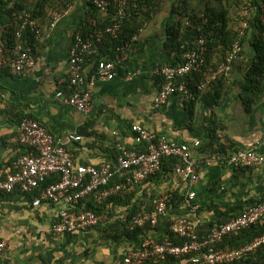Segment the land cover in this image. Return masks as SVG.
I'll list each match as a JSON object with an SVG mask.
<instances>
[{
  "label": "crops",
  "instance_id": "obj_1",
  "mask_svg": "<svg viewBox=\"0 0 264 264\" xmlns=\"http://www.w3.org/2000/svg\"><path fill=\"white\" fill-rule=\"evenodd\" d=\"M89 1L72 0L63 13L55 15L50 11L39 18L41 30L34 38L32 70L15 72L7 66L0 67V174L28 151L16 140L18 123L24 118L39 122L64 143L76 166L97 167L113 161L121 148L136 150L138 146L130 132L133 125L156 137L188 145L194 160L249 150L264 156V72L251 85L245 78L251 64L257 62L251 44L258 36L255 30L248 34L242 56L232 65L228 77L212 83L193 100L172 95L162 107L154 108L160 81L146 71L175 64L176 55L166 45L162 28L168 12L150 14L128 62L117 69L116 78L94 83L90 113L84 114L58 101L54 97L57 91L70 92L68 55L72 38L77 32L88 31L94 18L100 17L90 10ZM187 2L193 10L197 7L200 11L207 0ZM260 4L264 5V0ZM207 6L216 7L210 0ZM5 39L0 27V44ZM18 45L11 50L12 54L17 52ZM209 58L215 64L220 57L214 50ZM91 64H84L86 76ZM138 69L143 73L133 75ZM71 135L80 140L69 141ZM195 142H199L198 147H194ZM198 174L194 191L201 210L193 215L182 205L170 209L192 222L210 220L215 212L235 216L256 205L264 187V164L244 169L224 162L207 163L200 166ZM170 184L168 172L149 179L134 188L130 199L114 204V214L125 213L127 207L134 206L140 212L148 210L152 200ZM62 208L39 202L33 194H0V239L7 245L0 253V264H123L126 252L140 245L139 241L123 239L112 231L107 223L110 218L85 232L49 234L47 230L57 222Z\"/></svg>",
  "mask_w": 264,
  "mask_h": 264
},
{
  "label": "built area",
  "instance_id": "obj_2",
  "mask_svg": "<svg viewBox=\"0 0 264 264\" xmlns=\"http://www.w3.org/2000/svg\"><path fill=\"white\" fill-rule=\"evenodd\" d=\"M245 1L246 5L240 11L242 28L239 37L243 35L249 18L255 12V8L250 5L253 0ZM138 2L139 0H92V5L100 13H107L112 8L113 21L98 31L92 39L83 38L80 32L74 34L68 55L70 92L57 91L54 97L58 101L84 114L91 112L94 83L108 82L116 78L117 69L128 62L132 45L138 41L140 32L116 45L112 54L106 57L96 59L95 46L105 39L117 38L121 30L120 21L127 11L137 8ZM26 27L38 34L27 16L16 34L17 40ZM182 49L186 50L182 54L180 65H160L146 71L148 76L160 81V87L153 100L154 108L162 107L172 95H182L187 100L195 99L197 91L202 92L212 83L228 77L233 63L242 53V47L237 40L217 68L194 86L192 77L199 74L205 63V40L200 37L193 47L183 46ZM87 62L93 63V71L89 77L86 76L84 68ZM3 66L15 72L32 70L34 59L30 47L23 48L19 45L12 57L0 47V67ZM142 73L143 70L138 69L133 75ZM130 132L138 146L136 150L121 148L113 161L104 162L97 167L76 166L64 143L56 140L39 122L24 118L18 123L16 140L28 151L18 156L11 168L0 174V194L7 195L19 191L22 194H35L39 202L61 205L63 208L58 213L57 222L47 230L49 234L85 232L96 227L103 219L119 221L121 216H109L108 212L102 215L92 211L78 212L82 201L90 196L100 202L120 193L128 194L136 184L155 175L163 160L178 158L181 163L173 169L169 188L152 200L151 208L133 217L129 223V230L147 226L155 228L160 220L168 218V205L173 194L181 187L185 189L182 206L193 215L199 211L200 206L195 203L194 185L198 181V169L202 164L224 162L232 168H253L264 164V156L256 154L253 150L237 151L227 157L216 154L204 160H194L190 158L189 146L186 144L163 136L156 137L139 125L131 126ZM68 140L79 141L80 137L71 135ZM198 146L199 142H195L194 147ZM52 179L53 181L47 183ZM263 219L264 187L257 205L225 223L214 225L205 235L199 236L196 232L199 220L190 223L184 217L175 219L171 231L182 239L180 244L175 245L168 240L161 243L145 240L139 247L126 252L123 264H147L149 260L151 264H166L169 257L186 258L184 264H237L264 246V235L235 249H222L219 245L225 239L237 236ZM39 231L43 232V229L39 228ZM6 246V242L0 239V253Z\"/></svg>",
  "mask_w": 264,
  "mask_h": 264
},
{
  "label": "trees",
  "instance_id": "obj_3",
  "mask_svg": "<svg viewBox=\"0 0 264 264\" xmlns=\"http://www.w3.org/2000/svg\"><path fill=\"white\" fill-rule=\"evenodd\" d=\"M211 1L215 3L216 7L209 8L207 6V0V3H205L204 6L203 4L200 6L203 7V9L199 11L197 7L193 10L188 4L187 0H176L173 4L170 3V0H139L137 3V8L132 11H127L124 18L120 21L121 30L117 38L114 40H110L108 38L102 43L96 44L95 47L97 54L94 57L99 59L112 54L116 45L128 40L133 35L138 34L144 28V25L150 19V14L159 12L162 3H169V15L163 22L162 28L164 31V36L167 39L166 45L168 44L167 46L174 50L176 55V63L172 65H164L171 67L180 65L182 63V54L184 50H186L182 49V47H193L198 38H204L206 48L205 63L199 71V74H197L198 76L196 75V79L194 81L192 80V84L194 85L196 82L202 81L207 74L213 72L217 68V66L225 59L227 53L235 41L238 40L240 42L243 53V45L246 42L245 40L248 34L255 30L258 33L256 38L259 39L255 38L251 44L255 48L257 62H253L254 64H251V68L247 70L245 78L250 81V85L252 83H257V80L255 79L257 76L262 77V73L264 72V41H262V36L264 34V5L260 4L263 3V0H253L250 2V5L255 8V12L249 18L247 22V28L244 30V33L241 37H239V32L242 28L240 11L241 8L246 5V1ZM71 2L72 0H0V27L4 29V35L6 36L5 41L0 44V47H3L5 51L7 49L9 52H6L10 57L13 56V51L11 50L14 49L17 44L23 48H26L27 46L30 47L32 55H34L36 43L34 38L39 35V31L41 30L39 26V18L48 14L50 11L55 12V15L63 13L67 9L68 5L71 4ZM88 5L90 6V10L93 13L99 14L100 17L94 18L95 23L91 25L88 31L82 30L80 33L82 34L83 38L92 39L98 31L112 23L114 10L110 8L107 13H100L92 5V0L89 1ZM27 16L30 22H32L34 30H36L38 34H35V32L32 31L30 27H26L22 31L21 37L17 40L16 34L20 30V27ZM174 19H177L176 22H173ZM186 44H188V46H186ZM214 50L216 51L217 56L220 57L215 64L211 63L209 58V53ZM15 53L16 52H14V54ZM92 71L93 69L89 72V74ZM89 74L87 77H89ZM223 79L225 78H222L214 83H219ZM202 94V92L197 91V95ZM180 163L181 162L178 158H169L163 160L160 170L155 175L150 176L143 182L136 184L134 188L140 187L141 184L145 183L149 179H153L156 176L162 174L165 175L167 172L168 174H171L172 178L173 169ZM244 169H248V167H245ZM51 181H53V179L48 180L47 183ZM130 193H120L100 202H97L90 196L87 198V200L82 201L77 211H92L97 215H102L108 212L109 216H113L115 215L113 212L114 204L116 205L117 202L121 203L124 199H130L132 196V193ZM33 195L35 196V194ZM184 195L185 189L183 187L173 194L170 204L168 205V218L160 220L155 228H150L147 226L145 228L129 230V223L132 218L143 212H140L136 206L131 209L126 206L128 208H126V212L122 214L119 213L121 220L113 221L110 219V221L107 223H109L110 229L116 232L118 236L126 240L139 241L140 245L145 240H154L156 243H161L165 240H168L173 244L178 245L181 243L182 239H179V237L171 231V225L175 219L181 218L182 216H180V214L177 212H171L170 209H177L180 207L182 205ZM195 203L197 202L195 201ZM126 204H128V202ZM199 210H201V208ZM245 211L239 212L235 216H233V214L215 212L212 216V219L205 220L204 222L200 221V223L197 225L196 232L199 236L205 235L214 225L225 223L233 217L241 215ZM172 214L175 216H172ZM189 222L195 223L192 221ZM156 235H159L157 239L154 238ZM262 235H264V219L249 229L242 231L237 236L230 239H225L219 245V248H239L252 242ZM185 259H175L173 257H169L166 264H184L187 260ZM147 264H151V260H149ZM237 264H264V246H262L256 253L241 260Z\"/></svg>",
  "mask_w": 264,
  "mask_h": 264
},
{
  "label": "rangeland",
  "instance_id": "obj_4",
  "mask_svg": "<svg viewBox=\"0 0 264 264\" xmlns=\"http://www.w3.org/2000/svg\"><path fill=\"white\" fill-rule=\"evenodd\" d=\"M175 1H176V0H170V3L173 4ZM210 1H211V0H210ZM211 2H212V1H211ZM168 4H169V3H168ZM169 5H170V4H169ZM169 5L162 3V4H161V9H160V11L157 12V13H163V12L167 13L168 10H169Z\"/></svg>",
  "mask_w": 264,
  "mask_h": 264
}]
</instances>
